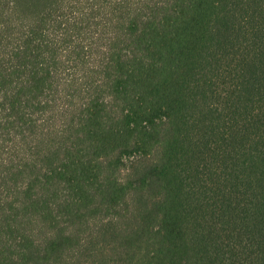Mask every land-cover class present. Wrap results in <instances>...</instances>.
Segmentation results:
<instances>
[{
    "label": "trees",
    "instance_id": "16d2710c",
    "mask_svg": "<svg viewBox=\"0 0 264 264\" xmlns=\"http://www.w3.org/2000/svg\"><path fill=\"white\" fill-rule=\"evenodd\" d=\"M0 264H264V0H0Z\"/></svg>",
    "mask_w": 264,
    "mask_h": 264
}]
</instances>
